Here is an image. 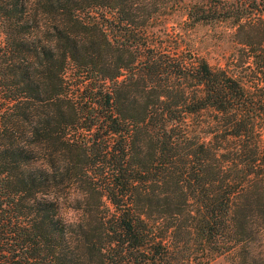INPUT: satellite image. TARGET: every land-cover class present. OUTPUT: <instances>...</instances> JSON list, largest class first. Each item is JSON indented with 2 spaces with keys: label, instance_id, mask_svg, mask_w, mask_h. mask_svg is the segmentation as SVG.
Masks as SVG:
<instances>
[{
  "label": "trees",
  "instance_id": "16d2710c",
  "mask_svg": "<svg viewBox=\"0 0 264 264\" xmlns=\"http://www.w3.org/2000/svg\"><path fill=\"white\" fill-rule=\"evenodd\" d=\"M222 1L0 0V264H264V0ZM180 10L237 58L155 46Z\"/></svg>",
  "mask_w": 264,
  "mask_h": 264
},
{
  "label": "rangeland",
  "instance_id": "374dc122",
  "mask_svg": "<svg viewBox=\"0 0 264 264\" xmlns=\"http://www.w3.org/2000/svg\"><path fill=\"white\" fill-rule=\"evenodd\" d=\"M222 1V0H221ZM258 3V0H255ZM250 6L252 0H228L222 3L233 6L236 10L240 3ZM221 3V5H223ZM211 5H219L218 0H211ZM259 9L248 8L246 14H258ZM155 46H162L168 50L196 54L206 60L212 67L222 66L233 62L237 58L239 46L234 38V28L229 22L191 24L186 20L184 10L165 14L154 20L149 28ZM1 41V37H0ZM264 80V76H263ZM264 126V118L259 122ZM71 213V214H70ZM61 215L65 220H75L77 213L61 208ZM210 264H230L228 257H220Z\"/></svg>",
  "mask_w": 264,
  "mask_h": 264
},
{
  "label": "clouds",
  "instance_id": "9594fccd",
  "mask_svg": "<svg viewBox=\"0 0 264 264\" xmlns=\"http://www.w3.org/2000/svg\"><path fill=\"white\" fill-rule=\"evenodd\" d=\"M71 214V213H70Z\"/></svg>",
  "mask_w": 264,
  "mask_h": 264
}]
</instances>
